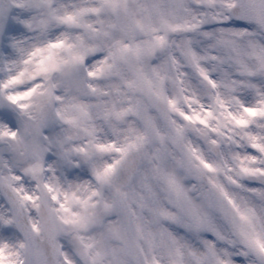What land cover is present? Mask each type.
I'll list each match as a JSON object with an SVG mask.
<instances>
[{
	"label": "clouds",
	"instance_id": "1",
	"mask_svg": "<svg viewBox=\"0 0 264 264\" xmlns=\"http://www.w3.org/2000/svg\"><path fill=\"white\" fill-rule=\"evenodd\" d=\"M0 264H264V0H0Z\"/></svg>",
	"mask_w": 264,
	"mask_h": 264
}]
</instances>
